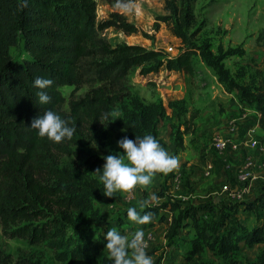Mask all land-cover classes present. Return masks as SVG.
Here are the masks:
<instances>
[{"label":"trees","instance_id":"trees-1","mask_svg":"<svg viewBox=\"0 0 264 264\" xmlns=\"http://www.w3.org/2000/svg\"><path fill=\"white\" fill-rule=\"evenodd\" d=\"M193 2L164 0L167 15L158 20L171 26L183 45L177 57L169 58L143 46L112 47L102 37V31L116 28L135 34L138 29L120 14H113L108 21H97V0H28L27 7L21 6V0H0V234L33 245L46 243L61 264L68 258L71 264L83 261L103 247L104 243L92 237L91 225L99 223V219L82 223L75 220L76 214L92 208L93 201H111L103 195L99 182L85 180L76 173L102 169L105 163L103 158L83 161V148L89 143L102 145L103 125L124 130L132 139L148 133L157 139L150 131L151 122L144 117L137 123L129 118H113L115 108L128 95L125 82L134 69H140L145 76L159 75L165 70L193 76V57L199 54L215 65L208 45H198L194 40L196 32H190L195 22ZM156 27L159 28L158 24ZM20 41L29 54L24 60H17L11 52ZM223 74L220 72V76ZM37 76L53 81L45 89L50 96L47 104L38 100L40 89L33 86ZM82 85L91 89L79 99H67L60 90L79 89ZM256 88L240 87L239 92L245 102L256 106L259 127L264 131V82ZM49 108L76 129L71 140L56 143L38 137L36 129L31 128L33 118ZM105 113L109 118L101 120ZM179 148L181 143L169 145L173 155L178 154ZM67 158H73L74 163H66ZM240 206L247 210L258 208L250 202ZM259 206L264 204L260 202ZM161 209L171 213V238L182 227H189L188 220H193L197 237L185 256L187 264H216L204 260L207 250L223 264H237L234 254L240 245L235 231L230 229L211 239L200 230L199 208L184 209L179 203H165L162 208H146L144 212H151L152 219L164 223L166 217L160 214ZM222 224L221 219L218 225ZM245 235L243 243L248 249L262 245L252 264H264V225H254ZM0 264L14 262L0 250ZM17 264L33 263L20 257Z\"/></svg>","mask_w":264,"mask_h":264},{"label":"rangeland","instance_id":"rangeland-1","mask_svg":"<svg viewBox=\"0 0 264 264\" xmlns=\"http://www.w3.org/2000/svg\"><path fill=\"white\" fill-rule=\"evenodd\" d=\"M118 3L120 7H117ZM193 5L195 22L190 32H196L194 40L198 45H208L215 65L199 54L193 57V76L184 71L167 70L159 75L145 76L140 69H134L125 82L128 95L113 114L114 121L129 118L137 123L142 117L149 120L150 131L157 135L170 155H173L170 143H181L182 148L174 155L178 166L167 174L157 173L147 186L137 185L128 192H117L110 197L111 201L100 203L95 200L89 211L76 214L78 223L100 220L91 225L92 237L104 244L95 255L91 253L75 264H111L106 256L103 236L110 227L117 228L129 239L137 228H142L146 252L152 256L154 264H187L185 256L197 237L193 220H188L189 227H182L178 235L171 238L169 209L160 210V214L166 217L164 223L152 219L138 225L127 217L129 207H136L142 214L146 208H162L165 203H179L184 209L190 206L199 208L200 230L211 239L228 233L230 229L235 231L240 245V250L234 254L237 264H252L257 258L259 248L248 249L243 238L254 225L264 224V206H259L260 202L264 204V131L257 125L260 113L256 106L244 101L239 88L249 86L254 90L264 82V0H194ZM97 8V21H108L113 14H120L138 29L135 34L116 28L102 31V37L112 47L122 44L143 46L163 52L169 58H175L181 52L183 45L174 36L172 27L158 20L167 15L164 0H97ZM11 52L17 60L29 57L23 41ZM220 72L224 73L223 76ZM90 89V86L82 85L79 89L62 87L60 90L67 99H79ZM65 109H68L67 104ZM237 116L241 119H236ZM235 119L237 131L233 133L230 126ZM100 134H103L102 145L89 143L84 146L83 161L123 151L117 141L128 136L124 130L103 125ZM218 136L230 137L234 142L252 137L260 142V147L239 146L220 155L213 147ZM248 158L254 162V167L252 177L243 185L239 171ZM66 163L73 164L74 159L67 158ZM209 165L213 166L211 170ZM76 173L85 180L99 182L103 191V184L98 179L102 173L95 170ZM243 190L242 199L236 197ZM153 194L158 197L155 201L151 198ZM145 201V207L140 208ZM242 202L253 203L258 208L244 209L240 206ZM230 206L239 208L233 210ZM221 219L223 224L219 226ZM0 250L9 255L14 264L20 257L33 264H61L46 243L33 245L0 234ZM203 257L206 261L223 264L211 250H207ZM67 260L62 264H71L69 258Z\"/></svg>","mask_w":264,"mask_h":264},{"label":"clouds","instance_id":"clouds-1","mask_svg":"<svg viewBox=\"0 0 264 264\" xmlns=\"http://www.w3.org/2000/svg\"><path fill=\"white\" fill-rule=\"evenodd\" d=\"M27 5L28 0H21L22 7ZM120 6L118 3L117 7ZM52 84L53 81L50 78L42 76H37L33 81V86L40 89L37 96L41 104H47L50 101V96L45 89ZM108 118L109 114L105 113L101 120ZM31 128L36 129L38 137H46L56 143L71 140L76 131L66 119L51 108L33 118ZM117 144L123 151L104 156L105 163L102 169L95 170L102 173L98 179L103 184L102 192L106 197H113L117 192H128L137 185L147 186L157 173L167 174L178 166L177 157L170 155L150 133L143 136L136 135L135 139L125 135L117 141ZM151 198L153 201L158 199L155 194ZM146 203L147 201L141 203L140 208L143 209ZM127 217L135 224L144 225L152 220V213L141 214L136 207H129ZM103 236L106 240V256L111 264H154L152 256L146 252L147 245L142 228H137L130 239L115 227H110Z\"/></svg>","mask_w":264,"mask_h":264},{"label":"built area","instance_id":"built-area-1","mask_svg":"<svg viewBox=\"0 0 264 264\" xmlns=\"http://www.w3.org/2000/svg\"><path fill=\"white\" fill-rule=\"evenodd\" d=\"M236 119L231 122V126H230V130L233 133L237 131ZM239 146H243L245 148H258L260 147V142L252 137H248V139L246 138V140H244L243 142H234L230 137L223 138L221 136H218L214 139V143H213L214 150L220 155L224 154L225 151H227V149L232 148L236 150ZM253 167H254V162L250 158H248L245 164L240 168L239 180L240 182H242L243 185H245L246 182L249 180V178L252 177ZM212 168L213 166L209 165V170H211ZM244 194L245 191L243 190V192L238 193L236 197L242 199Z\"/></svg>","mask_w":264,"mask_h":264},{"label":"crops","instance_id":"crops-1","mask_svg":"<svg viewBox=\"0 0 264 264\" xmlns=\"http://www.w3.org/2000/svg\"><path fill=\"white\" fill-rule=\"evenodd\" d=\"M247 115H245L244 117H246ZM237 119H241V117L237 116L236 117ZM257 125H258V128H259V119L257 120ZM261 225H264V224H261ZM259 249L262 248V245H256Z\"/></svg>","mask_w":264,"mask_h":264}]
</instances>
